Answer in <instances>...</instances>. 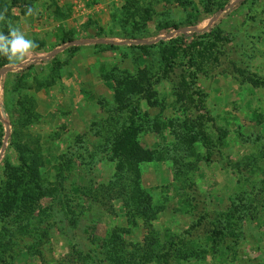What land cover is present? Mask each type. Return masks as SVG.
<instances>
[{"label": "rangeland", "instance_id": "rangeland-1", "mask_svg": "<svg viewBox=\"0 0 264 264\" xmlns=\"http://www.w3.org/2000/svg\"><path fill=\"white\" fill-rule=\"evenodd\" d=\"M5 8L0 32L10 20L38 47L19 66L0 56V264H73L74 247H101L108 260L115 228L130 231L128 248L144 244L151 228L128 219L123 200L110 212L77 193L115 179L113 137L130 125L159 157L134 183L160 208L147 264H264V191L252 216L234 210L264 188V0H0ZM155 39L147 50L130 42ZM171 119L195 122L192 150L175 149ZM22 157L39 177L13 170H25ZM66 195L80 203L78 225L61 222ZM192 250L202 257L182 258Z\"/></svg>", "mask_w": 264, "mask_h": 264}, {"label": "trees", "instance_id": "trees-1", "mask_svg": "<svg viewBox=\"0 0 264 264\" xmlns=\"http://www.w3.org/2000/svg\"><path fill=\"white\" fill-rule=\"evenodd\" d=\"M242 4V2L240 3ZM238 5V3H236ZM222 16V15H221ZM174 29L176 32H173V36L179 34V39H183L186 41L188 38L184 33H179L178 26L175 25ZM190 34L196 35L197 31L191 30ZM185 39V40H184ZM185 43V44H186ZM119 43L107 42L106 45L115 46ZM155 44L150 43H140L137 44L138 48L147 50L150 47H155ZM79 46L75 47V50L78 49ZM176 52L173 53L172 56H175ZM34 63L28 65V68H33ZM2 118L0 112V119ZM193 122V121H192ZM191 124L189 120H176L171 119L165 125L169 126L171 129V134L175 137L177 141V145L175 149L181 148V150H192L193 144L198 141L199 135L196 131V126ZM183 127V131H182ZM153 130L160 134L162 133V129L160 123L157 121L153 125ZM228 132L226 131V134ZM225 134V133H224ZM162 137H164L162 135ZM112 144L114 145L113 154L115 157H118L119 160V173L115 176V179L111 181L109 184H102L97 189L90 188H80L77 193H81L78 197V200L82 198H89L93 202L100 203L103 207H105L108 211L114 212V199L123 200L126 208H127V218L132 222H136L137 216L145 219L148 227L151 230L146 237L144 244L134 245L133 248H128L127 242L124 239V232H130L129 230L115 228L113 234L111 236L110 241H106L105 245L110 246V251L112 252L111 257L106 260L103 257L101 247H88L87 250H79L74 247L73 251L70 254V259L73 264H147V261H151L155 254V249L158 248V242L155 230L152 227V220L156 219L158 213L160 212V208L157 207L153 203V199L149 192L145 189H140L135 187V178L137 173L140 171V164L142 162H151L159 158L157 155V151L151 148H147L140 144L137 139V132H133V126L130 125L128 128L117 129L115 135L113 137ZM211 139L208 138L205 142V146L211 145ZM167 154H173L172 149L167 147ZM182 152V151H180ZM180 154V153H179ZM175 160V164L178 165V161L183 159L182 155H174L171 157ZM21 160L25 163V170L22 169H13L14 171H22L25 173V177L27 175L39 177V173L33 167L27 165L25 158L22 157ZM178 168V167H177ZM121 172V173H120ZM26 189V188H25ZM264 191V188H256L253 197H241L237 200L238 204L234 206L235 213L239 215L240 218H244L246 215L252 216L253 208L255 207L256 202H258L259 194ZM76 198L73 199L72 196L66 195L62 201V209L64 210L63 214H61V222L63 224L71 223L72 225H78L77 219L74 213V207L71 202H75ZM76 200L75 205L79 206V201ZM81 207V206H79ZM28 213H32L31 207L25 208V217H28ZM31 224H25V234L30 232L32 229L30 228ZM47 232H44V236L47 235ZM67 233V232H66ZM65 233V234H66ZM222 231H217L216 229L211 232L212 240L214 243L219 242V237L221 236ZM34 248V247H33ZM215 248V247H213ZM216 250V248L214 249ZM5 251V249H4ZM40 253L39 251H36ZM207 251L204 252V255ZM182 258H192L196 257L200 259L202 256L198 251L192 250L187 251L182 255Z\"/></svg>", "mask_w": 264, "mask_h": 264}, {"label": "clouds", "instance_id": "clouds-1", "mask_svg": "<svg viewBox=\"0 0 264 264\" xmlns=\"http://www.w3.org/2000/svg\"><path fill=\"white\" fill-rule=\"evenodd\" d=\"M7 9L0 12V22L7 19ZM35 14V9L31 6L27 9V16ZM8 32H0V56L7 58L10 64L19 66L28 62L32 51L38 47L34 40L29 39L26 34L16 24L7 21Z\"/></svg>", "mask_w": 264, "mask_h": 264}, {"label": "water", "instance_id": "water-1", "mask_svg": "<svg viewBox=\"0 0 264 264\" xmlns=\"http://www.w3.org/2000/svg\"><path fill=\"white\" fill-rule=\"evenodd\" d=\"M158 40L155 39V40H152V41H147V40H138V41H130L131 43H134V44H140V43H143V44H146V43H150V44H155ZM9 136V131L7 133V137Z\"/></svg>", "mask_w": 264, "mask_h": 264}]
</instances>
